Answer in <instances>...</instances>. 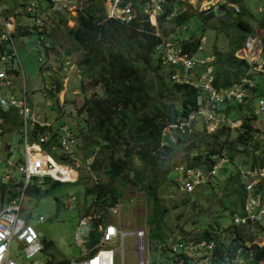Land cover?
Instances as JSON below:
<instances>
[{"label": "trees", "instance_id": "16d2710c", "mask_svg": "<svg viewBox=\"0 0 264 264\" xmlns=\"http://www.w3.org/2000/svg\"><path fill=\"white\" fill-rule=\"evenodd\" d=\"M146 1L141 0L140 3L130 4L132 14L127 20L108 16L103 11L100 2L77 8L74 15L75 24L68 29V36L73 44L55 56L61 60L63 53H70L71 48L74 49L78 53L76 64L81 67V77L86 78L90 86L99 83L102 87V94L92 93L87 97L83 111L84 126L76 128L75 132L82 136L84 147L82 158L92 155L91 161L87 165L84 164L85 167H83L81 175L85 181L92 180L84 188L87 193L92 195L85 210V215L91 216L86 229V245L97 241L99 237L97 226L107 220V209L118 201L121 195L120 185L130 183L144 191L145 195L154 201L151 211L152 219L160 220L164 211L163 206L156 200L157 190L165 182L167 171L170 168L173 169L174 164L185 162L188 165L207 169L224 154L228 156L227 161L233 163L235 161L231 150L236 143L241 145V148L236 150L248 156L247 164L252 165L260 162L263 157L264 138L261 142L262 147L257 152H255L257 146L251 150L246 148V143L252 138L251 131L254 127L251 124V119L254 117V113L241 115L237 111L241 102L235 101L225 102L221 106L226 115L235 112L233 118H241L239 126L234 130L239 128H243V130L236 131L235 139H228L230 128L225 124L217 126L212 131L206 130L203 124L200 129H194V120L199 119L195 115L190 119L191 128L189 130L177 131L176 140L172 143H161V129L170 119L185 118L188 113L195 110L196 95L199 90L186 82L174 81L171 75L178 65L167 63V67L162 68L161 50L157 51L155 46L161 42L162 35L166 34L162 26L164 19L167 18L176 26H183L185 29L190 17L195 12H191L187 7L188 3L183 0H161V11L156 15V24H151L147 13L143 11V4ZM249 1L251 0H226L228 3L236 4L237 11L231 5L223 4L221 6L223 9L220 12L224 16V21L229 20V23L240 33L236 38L228 40L225 50L214 48L210 54H206L212 56L210 64L212 65L214 85L225 86L245 77L250 80V84L247 85L250 94L248 99L253 96L256 99L258 96L264 95V82L260 85V78L254 82L252 79L255 73L260 74L261 77L264 76V72L261 73V70H258L254 73L251 67L255 66V62H249L242 56V52L241 55L235 54L236 50L244 48L245 38L253 37L255 34L259 38V50L262 48L264 52V4L260 8L263 14L255 16L256 27L254 29L258 30V33L252 34L251 24L244 16L242 17L246 2ZM120 4L126 5L122 0ZM26 13L31 14L30 12ZM53 13H58V11ZM196 14L199 23L194 31L189 33V37L173 43L182 52L189 55H193L199 47L204 28L203 22L212 15L204 10H200ZM36 25L31 24L30 28L24 26L20 30L21 25L18 24L15 30L18 32L19 30L21 32L35 30L44 47V52L47 54L49 50H53V44L46 40L42 31L36 30ZM155 28L159 30L158 34L155 33L157 32ZM167 39L172 40L170 37ZM261 67L264 68V63L261 64ZM43 68L42 61L38 65V70L41 72ZM152 70L157 73L159 71L157 76L151 72ZM54 74L56 71L53 70ZM57 78L58 76L55 79ZM52 83L55 84V81ZM164 89L169 90L170 94L176 95L177 101L174 102L175 99L172 96H170L171 99H165ZM199 120L202 123V120ZM12 126L19 128L17 115L11 110L0 109V132H3L4 129L9 130ZM43 145L48 146L46 142ZM176 150L181 151L178 156L175 155ZM72 177L74 176L72 175ZM168 178L176 186L175 180L171 177ZM214 178L198 185L197 190L212 192L218 188L221 195L216 198V201L221 209L229 212L230 215L239 213L243 186L238 170L236 168L225 169L221 187H219V183L216 184ZM46 179L59 182L44 176L43 180ZM116 180L121 184H115ZM3 186L4 184L0 183V198L4 193ZM36 187L37 184H33L29 190L36 189ZM195 190L196 188L192 191ZM7 191L10 192L9 189H6ZM192 191L186 193L192 195ZM7 197L9 196L7 195ZM187 200V197L182 198V203ZM200 223L202 228L199 233L187 239L179 236L180 238L178 237L179 239L177 238L176 241L178 246L175 249L172 250L170 244L167 246L168 248L163 246V248L172 251L173 259L178 264L190 263L189 258L191 257H189L187 248L194 241L213 240L214 255L216 260H219L223 257L221 255L223 249L227 248V255H231L229 251L232 246L242 244L243 241H250L252 237L245 229L246 227H238L232 224L231 220L223 227L224 230H227L224 237L218 233L219 223L217 221ZM159 236L162 240L165 239L163 235ZM45 245L46 242H44ZM226 245L227 247H225ZM241 254L246 264H261V261H264V248L255 243L242 246ZM66 260V258H60L55 264H65Z\"/></svg>", "mask_w": 264, "mask_h": 264}, {"label": "rangeland", "instance_id": "374dc122", "mask_svg": "<svg viewBox=\"0 0 264 264\" xmlns=\"http://www.w3.org/2000/svg\"><path fill=\"white\" fill-rule=\"evenodd\" d=\"M31 1L36 2L37 0H0L2 5L7 6L8 11H10L8 12V16H10L12 25L10 24L8 26L13 28L11 30V36L19 61V75L17 74L18 76L16 75L11 78L12 86L10 90L13 91L16 96H21V84L23 79L25 96L34 114L39 119L42 117L53 125L64 122L73 129L83 128V111L76 115L75 110L77 106L80 105L82 97H88L92 93L96 95L102 94V87L99 83L90 86L87 79L81 77V67L76 64L78 53L74 51V49L72 50L71 48L70 53H63L61 60H58L55 56H58L62 50L71 47L73 44L69 39L68 29L75 24L74 15L76 14L77 8H81V6L86 4H93L95 2L98 4V2H100L103 11L106 12V10L113 9L114 12L117 13L121 10L119 9L120 6L123 7L124 4H120L121 0H80V3L74 7L77 1H71L68 9L53 13L46 8V0H38L41 3V8L44 10L42 12L39 10H36V12L31 11V14H27L23 11V6L24 3ZM183 1L188 3V9L195 13L190 17L187 28L185 29H183V26H176L167 18L162 21V26L166 31V34L162 35V39L166 40L170 47H173L174 42H179L180 39L186 38L189 33L194 31L199 23V18L196 13L200 10H207L212 13V15L203 22L204 28L200 37V45L193 53L194 58H203V54H210L211 50L214 48L225 50L228 45V40L236 38L240 33L229 23V20L224 21V16L220 12V10L223 9V7H221L222 4L231 5L230 3L228 4L226 0ZM122 2H124L126 4L125 6L131 11L130 4L133 2L140 3L141 0H122ZM220 2L222 3L220 4ZM145 3L143 4V8L145 7ZM208 4L210 8L207 9L209 6ZM146 7L148 8L147 5ZM262 14V10L259 7V0L246 2L245 12L242 17L244 16L251 24L253 30L252 34L258 33V30L254 29L256 27L255 16H261ZM147 18L151 24H156V16H154V14L148 13ZM222 19L223 21H221ZM36 23H39L36 25V30L42 31L45 34L46 40L53 44V50H49L47 54H45L44 47L39 41L38 34L35 30L20 31L24 26L30 28L31 24ZM18 24L21 25L19 27V29L21 28L19 32L15 30ZM155 30L159 32L157 28H155ZM167 37H170L172 40L167 39ZM4 43L7 42L4 41ZM245 43L244 58L248 60V55L254 50L259 49L260 43L258 35L255 34L253 37H246ZM242 48L236 50L235 54L241 55ZM258 53L261 60L255 67H251L254 73L260 70V68H262L261 64L264 63L263 49L260 48ZM42 61L44 63V68L40 72L38 70V65ZM249 62L252 63V61ZM166 65L167 63L162 61V68H166ZM20 68L21 71H19ZM53 70H58L56 85L51 82ZM151 72L155 76L159 73V71L157 73L153 70ZM262 72L264 71H261V73ZM258 78H260L259 84L262 85L264 76L260 77L258 73H255L252 81L254 82L258 80ZM80 83L82 84V89ZM55 86H57L58 89L56 92ZM166 90L167 89L163 90V92H165L164 96H166L165 99H171L170 96H172L175 99L174 102H176L177 96L170 94L169 90L166 92ZM56 95L59 97L60 110L56 109L54 105V97ZM255 103L256 99L253 96L241 102V106L237 111L241 115L251 114V112L254 113V117L251 119V124L254 127L251 131L252 138L246 143V148L251 150V148L257 146L255 151L257 152L261 149V142L264 138V117L262 113L254 112ZM253 104L254 106L252 107ZM249 106H251V108H249ZM234 115L235 112L229 114L230 117ZM199 119L196 118L194 120V129H200L202 127V123ZM242 130L243 128L236 130L230 129L228 139H235L236 133ZM162 140H164L163 137ZM73 148L77 156V159L74 160V164H77V167H79L78 170L76 169L78 174L76 179L52 182L50 179L43 180L41 178L36 189L29 190L28 188L24 192L23 199L20 203L19 216L32 224L33 228L40 234L41 239L46 242V245L34 256L25 258L23 253L18 251L19 246L11 241L9 245V255L14 256L21 264H46V260L55 261V259L59 258H69L71 256H77L80 252V246L76 244L74 235L77 230L78 221L80 217L85 215L86 207L92 197L91 193H87L84 190L85 185L90 184L92 180L85 181V178L81 176L83 173L82 165L84 161L82 158L84 147L81 134H74ZM237 148H241L239 143H236L231 150L235 162L232 163L227 161L228 156L224 154L226 159L222 161L221 166L217 168L214 174V180L216 184H220L219 187H221L224 180L223 172L225 169L236 168L237 164H239L240 167H242V164L244 166L248 165V156L242 152H238L236 150ZM57 150L58 148L56 147L52 149L51 152H57ZM10 152L14 158L23 156V141L20 139L19 129H17L16 126H12L11 129H4L3 132H0V171L4 157ZM180 152V150H176L175 155L178 156ZM224 152L226 153V151ZM69 172L71 173V177L72 175L74 176L73 170H69ZM64 175L70 178L67 173H64ZM167 176L175 178V171L170 168L167 171ZM167 176L165 177V182L161 184L157 190L156 200L158 204L163 206L164 211L160 220L152 219L151 211L154 201L147 197L144 191L130 183L120 185L121 182L118 180L115 181V184L120 185L121 195L118 201L107 209V221H113L114 224L117 223L122 229L129 230L136 227H142L144 229V264H178V262H175L173 259L172 251L163 248V246L167 247L169 244L175 243L180 237L187 239L194 236L199 233L202 228L200 222L213 223V220L219 223L217 226V230H219L218 233L221 237H224L227 230H224L223 227L230 223L231 220L230 213L222 210L221 206H219V203L216 201V198L221 195L218 188L212 190V192L216 193L214 194L208 190H197L198 187L195 190L196 192L192 191L191 195L181 191ZM260 181H257V183ZM257 187V191L264 190L261 184ZM6 189L7 186L4 185V193L2 194V198H0V204L6 195ZM70 197L73 198L70 199ZM185 197H187L188 200L182 203V198ZM68 201L70 203L69 205H67ZM39 216L42 219L37 221ZM237 226L239 227V225ZM244 227H246L245 229L250 233L249 235L252 236L251 239L256 245L264 246V222ZM86 229V224L81 225L80 235H84ZM159 235H163L165 239L162 240ZM107 243L113 247L116 246L119 243V236L113 237ZM135 243L136 238L133 235L123 236V264H137ZM211 259L212 264H220V262L223 261L222 258L219 260H216V258ZM189 262V264H199L198 260L195 258H189ZM114 264H119L118 253L114 255ZM243 264L246 263L244 262ZM261 264H264V261H261Z\"/></svg>", "mask_w": 264, "mask_h": 264}, {"label": "built area", "instance_id": "2783aa9c", "mask_svg": "<svg viewBox=\"0 0 264 264\" xmlns=\"http://www.w3.org/2000/svg\"><path fill=\"white\" fill-rule=\"evenodd\" d=\"M71 1H77L74 7L80 3V0H46V8L52 12H59L68 9ZM160 2L161 0H147L143 11L156 16L161 11ZM230 4L237 11V5ZM262 4H264V0H259L260 8ZM208 8H210V5ZM119 9L121 10L117 13L113 9L106 10V14L108 16L115 15L120 20H127L131 17L132 12L129 11L130 9L127 6H120ZM23 10L26 12H36V10L42 12L44 9L41 8V3L37 0L36 2L24 3ZM8 12L10 11H8L7 6H3L0 2V42L1 40L8 41V49L3 48L0 50V108L5 110L12 107L16 111L21 128L20 138L23 141V156L14 158L10 152L4 157L0 171V183L10 188L12 192L0 204V264H21L14 256L9 255L11 241L19 246L18 251H21L25 258L34 256L43 247L40 234L33 228L31 223L19 216L20 203L25 190L33 184H38L44 176L58 181L74 180L77 176V164H74L77 156L73 150L74 132L70 126L64 122L50 126L48 120L42 117L39 119L27 101L23 79L21 96H16L10 90L12 86L11 78L17 74L19 75V61L10 34L13 28L8 26L11 24ZM155 33L158 34V32ZM160 44L162 45L160 46ZM155 49L157 51L161 50L163 62L178 65L171 75L174 81L186 82L199 90L196 95L195 110L188 113L185 118L174 117L170 119L161 129V136L164 139H161V143H172L176 140L177 131L189 130L191 128L190 119L194 118L195 115L202 120L204 128L208 131L214 130L221 124L227 125L230 129L239 126L241 118L226 115L221 106L229 101L243 102L250 97L247 89V85L250 84L248 78L243 77L239 81H234L228 85L216 86L213 83L212 65L210 64L211 55L205 54L203 58H194L193 55L182 52L175 45L170 47L164 39L155 46ZM244 50L245 48L241 50L242 56H244ZM254 51L248 55V60L255 62V65H257L261 60L258 53L259 49ZM179 70L180 72H178ZM260 70L264 71V68H260ZM19 71H21V68ZM254 112H260L264 117V95L258 96ZM45 142L49 146H44L43 143ZM55 147L58 148V151L51 152ZM91 159L92 155L86 156L84 164L87 165ZM225 159L224 155L220 156L207 169L188 165L185 162H178L173 165L176 174L173 179L181 191L190 192L198 185L210 181ZM241 166L236 165L243 186L241 209L239 213H232L231 215V223L240 227L264 222V190L257 191V186L260 184L264 187V152L260 162L252 165L248 164L247 166L242 164ZM68 170L74 171V177H65L64 173ZM257 181L260 182L257 183ZM72 198L70 197V199ZM69 204L68 201L67 205ZM89 217L90 215L80 217L74 235L76 244L80 246V252L77 256L68 258L65 264H114L116 253H118L119 264H123L122 246L124 235H133L136 238L137 264H144L143 239L145 231L142 227L127 230L120 228L111 221H107L102 227L99 226L100 233L97 241L91 245H86L85 236L80 235V227L89 222ZM41 219L39 216L37 221ZM116 236H119V243L113 247L107 242ZM250 243L255 242L251 239L232 246L230 251L228 250L231 255H227V248L223 249L221 251L223 261L220 264H243L245 260L242 257L241 249L242 246H249ZM170 245L172 250L178 246L176 242ZM213 245V240L200 239L189 245L187 252L191 258L197 259L199 264H212L211 258L215 257ZM261 247L264 248V246Z\"/></svg>", "mask_w": 264, "mask_h": 264}, {"label": "crops", "instance_id": "0c3cea01", "mask_svg": "<svg viewBox=\"0 0 264 264\" xmlns=\"http://www.w3.org/2000/svg\"><path fill=\"white\" fill-rule=\"evenodd\" d=\"M10 34H11V31H10ZM4 41H6V40H1V42H0V50H2L3 48H5V49H8V41H6L7 43H4ZM18 76V75H17ZM14 77V76H13ZM1 85V84H0ZM1 88H2V86H1ZM83 98V97H82ZM258 98V97H257ZM257 98H256V102H257ZM82 102V101H81ZM255 105H256V103H255ZM255 107V106H254ZM1 109V108H0ZM1 110H4V109H1ZM5 110H11V111H13L15 114H16V111L12 108V107H9V108H7V109H5ZM17 115V114H16ZM18 122H19V119H18ZM50 123V122H49ZM50 126H53V124L52 123H50ZM70 128L72 129V131L75 133L76 132V128L75 129H73L71 126H70ZM19 133H20V130H21V128H20V124H19ZM21 139V138H20ZM55 138H53V140H54ZM55 141V140H54ZM56 142V141H55ZM8 143V142H7ZM47 144V143H46ZM48 146H49V144H47ZM56 148V147H55ZM58 151V150H57ZM7 155V154H6ZM85 158V157H84ZM83 158V159H84ZM84 161H83V165H82V168L83 167H85L84 166ZM78 168L79 167H77V170H78ZM84 169V168H83ZM77 177V176H76ZM7 189H9L10 190V192H11V189L10 188H7ZM10 192H6V195L4 196V199L5 198H7V195L9 196V193ZM3 199V200H4ZM83 216H85V215H83ZM91 217V216H90ZM90 217H89V222H90ZM89 222L86 224L87 226H88V224H89ZM107 222V220L104 222V223H106ZM111 222H113V221H111ZM103 223V224H104ZM103 224H98V230H99V226L100 227H102L103 226ZM116 225H117V223H116ZM99 233H100V230H99ZM84 236H85V238H86V233L84 234ZM42 242H43V247H42V249L44 248V241H43V239H42ZM41 249V250H42ZM189 257H191V256H189ZM70 258V257H69ZM214 258H216V257H214ZM60 259V258H59ZM66 259H68V258H66ZM58 259H55V261H48V260H46V264H55V262L57 261ZM67 261V260H66ZM66 263V262H65Z\"/></svg>", "mask_w": 264, "mask_h": 264}, {"label": "water", "instance_id": "95a60500", "mask_svg": "<svg viewBox=\"0 0 264 264\" xmlns=\"http://www.w3.org/2000/svg\"><path fill=\"white\" fill-rule=\"evenodd\" d=\"M56 83H57V80H55V85H56ZM81 85V84H80ZM56 88H55V92L58 90L57 89V86H55ZM81 89H82V87H81ZM86 99H87V97H83L82 98V102L80 103V105L79 106H77V108H76V111H75V114L76 115H78L79 113H81L82 111H83V109H84V106H85V103H86ZM54 105H55V107H56V109H60V107H59V97H58V95H56L55 97H54Z\"/></svg>", "mask_w": 264, "mask_h": 264}, {"label": "flooded vegetation", "instance_id": "af4514ba", "mask_svg": "<svg viewBox=\"0 0 264 264\" xmlns=\"http://www.w3.org/2000/svg\"><path fill=\"white\" fill-rule=\"evenodd\" d=\"M55 71H56V70H55ZM57 72H58V70L56 71V74L53 75V78L51 77V81H52V82L56 80L55 78H56ZM83 111H84V109H83Z\"/></svg>", "mask_w": 264, "mask_h": 264}, {"label": "bare ground", "instance_id": "6f19581e", "mask_svg": "<svg viewBox=\"0 0 264 264\" xmlns=\"http://www.w3.org/2000/svg\"><path fill=\"white\" fill-rule=\"evenodd\" d=\"M66 173L69 175V177L71 178V173L68 171H66Z\"/></svg>", "mask_w": 264, "mask_h": 264}, {"label": "clouds", "instance_id": "9594fccd", "mask_svg": "<svg viewBox=\"0 0 264 264\" xmlns=\"http://www.w3.org/2000/svg\"><path fill=\"white\" fill-rule=\"evenodd\" d=\"M60 110V109H59ZM76 111V110H75ZM75 134V133H74ZM78 175V174H77ZM76 179V178H75Z\"/></svg>", "mask_w": 264, "mask_h": 264}]
</instances>
